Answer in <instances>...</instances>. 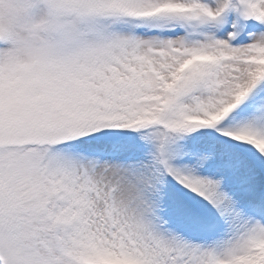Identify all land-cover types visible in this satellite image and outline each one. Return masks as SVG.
Returning a JSON list of instances; mask_svg holds the SVG:
<instances>
[{
  "label": "snow or ice",
  "instance_id": "1",
  "mask_svg": "<svg viewBox=\"0 0 264 264\" xmlns=\"http://www.w3.org/2000/svg\"><path fill=\"white\" fill-rule=\"evenodd\" d=\"M0 264H264V0H0Z\"/></svg>",
  "mask_w": 264,
  "mask_h": 264
}]
</instances>
